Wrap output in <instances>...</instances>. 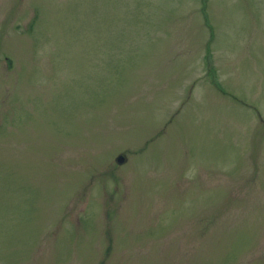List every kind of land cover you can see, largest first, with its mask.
I'll return each mask as SVG.
<instances>
[{
	"label": "rangeland",
	"instance_id": "rangeland-1",
	"mask_svg": "<svg viewBox=\"0 0 264 264\" xmlns=\"http://www.w3.org/2000/svg\"><path fill=\"white\" fill-rule=\"evenodd\" d=\"M0 264H264V0H0Z\"/></svg>",
	"mask_w": 264,
	"mask_h": 264
},
{
	"label": "water",
	"instance_id": "water-1",
	"mask_svg": "<svg viewBox=\"0 0 264 264\" xmlns=\"http://www.w3.org/2000/svg\"><path fill=\"white\" fill-rule=\"evenodd\" d=\"M118 160H119L120 162H122V161L124 160V157H123V156H120V157L118 158Z\"/></svg>",
	"mask_w": 264,
	"mask_h": 264
}]
</instances>
